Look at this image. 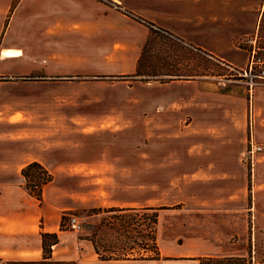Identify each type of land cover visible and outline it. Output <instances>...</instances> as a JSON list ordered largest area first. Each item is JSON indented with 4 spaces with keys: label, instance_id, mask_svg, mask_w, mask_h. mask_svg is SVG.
<instances>
[{
    "label": "rangeland",
    "instance_id": "rangeland-1",
    "mask_svg": "<svg viewBox=\"0 0 264 264\" xmlns=\"http://www.w3.org/2000/svg\"><path fill=\"white\" fill-rule=\"evenodd\" d=\"M233 2L229 11L224 9L225 15L231 14V19L213 23L209 6L216 4L203 1V35L194 36L203 40V53L184 45L175 38L179 37L177 35L153 29L141 56V68L180 74L203 72L209 87L218 81L234 87V95L208 106L241 110V157L232 168L235 177L236 167H241L243 177L240 184L230 183L233 191L239 190L245 195L244 203L238 206L240 209L224 211L216 217L218 213L208 216L202 210L172 203L178 198L175 190L180 180L163 179L158 174L152 179L145 178L143 189H136V165L151 171L154 158L157 172L164 166L172 176L171 167L184 155L183 137H202L203 127L183 132L172 121L173 115L160 113L161 106H175L171 100L163 99L166 90L149 92L147 97L141 92L139 95L138 90L131 87L139 75L108 73L118 61V56L113 57L109 50L111 43L106 41L110 39V32L89 29L86 13L77 18L72 16V11L93 10L97 15L109 10L134 11L137 0H64V16L49 20L51 25L46 35H41V41L34 46L40 49L28 53L32 57L7 65L9 72L0 73V148L9 145L4 140L12 141V150L2 153L0 149V155L52 158L54 146L59 145L64 149L65 160H71L72 154L81 155L80 159L93 155L97 161L96 172H107L106 167L126 168V178L113 180L103 175L97 177L94 187L96 192H103L109 188L108 184L126 183L127 187L110 189L128 200H135L139 193L145 200L151 199L154 193V198L163 202L153 205L158 208L155 236L160 255L158 258L139 257L140 234L133 219L127 230L121 225L120 230L111 228L101 221L103 216L113 212L141 219L139 211L110 212L100 207L101 211L96 212L92 208L98 207L87 206L63 209L60 227L62 223V228L74 230L81 237L93 236L103 251L121 252V246L128 243L133 246L128 258L108 259L100 257L96 251L89 254L84 250L74 258L58 259L51 257L52 245L47 237L50 257H43V249L41 255L33 259L12 253L11 257L0 256V264H193V257L185 253L190 246L186 241L189 236L208 253L202 255V259L207 255H237L241 256L237 260L239 264H264V64L258 57L249 56L246 50L254 45L255 48L261 45L264 50V29L262 39L258 36L264 1ZM224 39L226 44L220 42ZM171 77L158 74L152 79L167 81ZM150 95H154L153 112L156 113L146 115V109H151ZM235 117L237 120V115ZM91 134L95 136L88 137ZM201 150L203 147H192L193 155L202 154ZM109 155L111 162L107 159ZM138 157L143 161L137 163ZM67 182L74 186L84 184L78 178ZM69 214L77 215L79 229L68 225ZM192 232L197 234L191 235ZM152 253L153 250L147 252Z\"/></svg>",
    "mask_w": 264,
    "mask_h": 264
},
{
    "label": "crops",
    "instance_id": "crops-1",
    "mask_svg": "<svg viewBox=\"0 0 264 264\" xmlns=\"http://www.w3.org/2000/svg\"><path fill=\"white\" fill-rule=\"evenodd\" d=\"M203 1L216 4L209 6L213 23L231 19L230 13H224L230 10L234 0H137L133 12L124 9L109 10L97 15L95 11L87 10L84 13L72 11V16L77 18L86 13L90 20L89 29L97 28L110 32L111 40L106 41L111 43L109 50L113 57L118 56V61L113 63L114 70L108 73L134 74L143 45L153 29L177 35L179 37L175 38L184 45L203 53V40L194 37L203 35ZM140 3L142 7H139ZM63 4L64 0H0V73L9 72L5 68L7 65L32 57L28 53L40 49L34 46L41 41V35H46L47 28L51 25L49 20L64 16ZM94 5L93 2L92 6ZM224 41L227 40L220 42L226 44ZM131 87H135L139 95L141 92L146 97L149 92L166 90L167 95H162L163 99L165 102L171 100L175 106H161L160 113L173 115L172 121L185 133L189 129L203 127L202 137H183L181 142L185 147L184 155L171 167L172 176L168 175L169 171L164 166L157 172V161L154 158L151 171H145L140 164L136 165V189H143L145 178L152 179L158 174L163 179L180 180V186L175 190L178 198L172 203H181L183 207L192 210H202L203 213L207 212L208 216L218 213L216 217H220L224 211L240 209L238 206L244 203L245 195L239 190L233 191L230 183L234 181L233 183L240 184L243 177L241 167H236L235 177L232 168V164L238 163L241 157V110L230 106H208V103L214 105L234 95V87L219 81L209 87L201 73L188 77L175 75L167 81L143 79L140 76L133 80ZM153 96H149L151 109H146V115H151L155 108ZM162 96H159L160 99ZM169 121L170 119L167 122ZM92 135L95 136L91 134L88 137ZM4 141L9 145H3L0 149L2 153H8L12 150V141ZM193 146L203 147V153L193 155ZM63 152V147L57 145L52 151V158L39 160L34 157L22 159L0 155V256L11 257L12 253H22L24 257L32 259L38 257L43 249V231L56 232L58 236L57 241L51 244V257L74 258L79 251L83 253L84 250L90 254L95 252V249L88 238L79 236L74 230L60 227L63 209L87 206L138 209L159 203L157 197L154 198V193L151 199L146 200L140 193L136 195L135 200L120 197L119 194L113 193L110 187H127L126 183L121 182L108 184L109 188L96 192L94 186L97 177L108 175L113 180L126 178V168L117 170L106 167L107 172H96L97 161L93 155L80 159L81 155L72 154L71 160H65ZM34 159L40 161L52 173L51 180L42 186V201L27 191L21 174L22 166ZM107 159L111 162V155ZM142 161L141 157L136 159L137 163ZM76 178L83 180L84 184L74 186L67 182L68 179ZM167 184L166 182L165 186ZM193 234L197 232H192L191 235ZM194 240L192 236L187 237L186 241L190 246L185 253L193 257V264H199L202 255L208 253Z\"/></svg>",
    "mask_w": 264,
    "mask_h": 264
},
{
    "label": "trees",
    "instance_id": "trees-1",
    "mask_svg": "<svg viewBox=\"0 0 264 264\" xmlns=\"http://www.w3.org/2000/svg\"><path fill=\"white\" fill-rule=\"evenodd\" d=\"M264 29V9L261 12L260 18H259V25H258V36L259 39H262L263 34L261 31ZM148 40V39H147ZM146 40L145 44L143 45L141 55L138 58L137 61V68L136 72L134 74L139 76H145L146 78H153L154 76H157L158 74L163 75H169V76H179V77H188L193 76L196 73H188V74H180L175 73L171 71H146L142 70L141 68V56L142 53L147 49V43ZM245 47V46H243ZM246 48V47H245ZM249 56L251 57H258V61H262L264 64V50L262 51L261 45L258 46V48H255V45L252 47H247ZM260 53H263L260 55ZM163 59V58H162ZM254 60V59H253ZM203 74V72L201 73ZM21 174L24 178V186L27 189V191L34 195L39 201H42V186L52 178V173L38 160L34 159L31 161H28L26 164H24L21 168ZM101 208H92V210H95L96 212L101 211ZM157 206H143L141 208L135 209L134 207H118V206H108L103 207V210L105 211H126V210H136L139 211V214H141V219L138 218H132L130 214H124V213H115L111 215L103 216L101 221H103L106 225H108L111 228H115L117 230H120V227H126V230L130 225L133 223L136 224V230L140 234L139 240H137L138 243V254L139 257H153L158 258L160 255L159 246L156 240V225L158 222V210ZM150 211V212H149ZM115 213V214H114ZM117 218V219H116ZM133 219V223H132ZM120 222V223H119ZM119 224V225H118ZM121 225V226H120ZM62 228V223H61ZM42 236V248H43V257L48 258L50 257V253L47 252V237H49L50 243L52 244L57 241L58 236L56 232H41ZM88 239L93 243L95 251L98 253L100 257L108 258V259H124L128 258L130 256L129 251L133 246H129L127 243L126 246H121L122 251L116 252L114 249L106 251L101 250L99 248V245L97 244V240L93 236H88ZM153 250L152 254H147L148 251ZM241 256L237 255H230V256H212L207 255L204 256L203 259L201 258L200 264H239L237 260H239Z\"/></svg>",
    "mask_w": 264,
    "mask_h": 264
},
{
    "label": "built area",
    "instance_id": "built-area-1",
    "mask_svg": "<svg viewBox=\"0 0 264 264\" xmlns=\"http://www.w3.org/2000/svg\"><path fill=\"white\" fill-rule=\"evenodd\" d=\"M67 223L72 229H79L81 226L80 221L75 214H69Z\"/></svg>",
    "mask_w": 264,
    "mask_h": 264
}]
</instances>
